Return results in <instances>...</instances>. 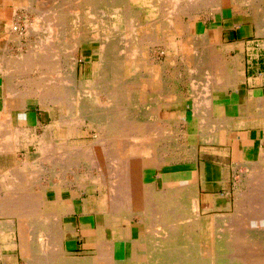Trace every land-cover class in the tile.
<instances>
[{
  "label": "bare ground",
  "instance_id": "6f19581e",
  "mask_svg": "<svg viewBox=\"0 0 264 264\" xmlns=\"http://www.w3.org/2000/svg\"><path fill=\"white\" fill-rule=\"evenodd\" d=\"M164 1L29 0L30 7L26 6L28 8L26 10L34 13L37 21L35 22L36 25L29 28V32L31 36L34 35L32 37H35L36 41L31 39L29 44L26 45L27 50L3 59L4 62L2 60L4 63L1 64L3 71V67H5L3 75L7 79L5 81L6 95L4 94V96H7L9 101L5 106L6 108L26 107L24 101L32 99L37 101L41 108L50 107L51 110L56 104H61L62 111L59 115L57 114V119H54L51 114L52 121L47 126L41 122L38 123L37 127L41 129V135L36 133L37 135L35 134L33 137L21 140L20 143L24 144L22 146L18 142V136H23L22 133L33 128L29 126L22 129L17 126L14 127L7 114L0 116V163H11L12 161L17 163L16 153L19 146L25 148V150L30 149L29 152L32 154H38L37 159H34V161L24 160L22 163H52L53 168L60 167L63 173L69 172L76 175L79 179L77 191L71 190L73 192L72 196L75 198L80 195L79 192H84L87 187H97L98 184L103 187L105 184L111 188L108 180L106 179L107 182L104 180L106 174L107 176L109 174L112 179L119 176L120 166L117 165L116 168V164H112L111 168L114 169L110 171L105 168V166L108 167L105 163L102 165V162L100 165V158L102 157L108 158L110 161H107L108 163H113L115 159L111 158V154L117 153L120 159H124L122 163H140L139 155L141 154L139 149L143 144V146H149L154 152L152 151V154L150 149L144 148V156L141 159L149 157L148 159L151 160L152 157L150 156L152 155L155 161L160 160L159 156L162 157V155L157 156L155 153L168 150L171 145L168 147L165 145L161 148L152 145V148L149 144L151 143L149 138L152 137L143 135L144 131L142 132V130H151L155 127L153 125L155 123H148L152 121L151 119L156 114L157 104L168 103L178 95L175 96L171 93V90L169 92L163 90L164 86L161 87V90H158V88L156 90L155 83L157 81L155 79L157 78L148 79L146 76L140 78L138 74L143 70L147 72L154 70L152 69V66L155 65L154 62L150 61L151 58L148 59L147 56L145 58L146 49L151 45L158 44L161 46L158 37L163 31L166 33L172 32L173 37L179 35L178 32L182 31L183 25L176 20L186 12V7L191 6L193 0H170L173 11L170 9L169 16H167L168 12H166V15L161 12L162 2ZM202 1L209 3L211 0ZM219 2L222 5V1L219 0ZM138 3H141L144 8L143 14L138 11ZM34 4H36V8ZM240 4L233 5L236 12L239 15H245L246 13L250 15L251 21H254L259 33L263 34L264 0H246V2ZM239 7L243 11L237 10ZM140 16L145 17V27L138 24ZM8 26L9 35H12V37L17 36L19 26ZM185 30H188V28L186 27ZM141 32L145 38H142L143 41L140 42L139 35H141ZM185 33L186 35L193 34L188 33V31H185ZM82 44L93 46L92 50L96 54V68L91 72L90 77L89 75L88 77L85 76L83 72L81 78H79L77 53L81 55L80 47ZM192 45L193 47H191ZM196 46L197 44L193 42L192 36L186 40L181 38L178 44L182 54L185 51L184 56L189 55L191 49H196ZM168 58L170 59V57ZM81 59L84 61L82 55ZM169 59H167L168 65L170 63ZM182 63H184L183 66L193 67L200 73V77L194 76L192 80L193 83L199 86L201 82L204 83L205 88H203L205 91L203 94H208V100L213 90H226L234 80V76L228 73V75L226 74V81H219L220 71L226 70L227 65L216 56H211L208 59L200 52L195 54L194 57L183 58ZM161 67L163 66L161 65ZM166 72L168 71L166 70ZM191 86L193 87L192 84ZM159 93H161L160 98H158ZM163 93L165 94L162 95ZM200 95L203 97L202 99L205 98V95ZM254 99L257 101L260 98L255 96ZM205 101L207 102V100ZM205 101L199 104H205ZM208 103L206 108L209 106ZM199 104L196 105L200 106ZM261 109L259 110L261 111L260 116H255H259L260 119L258 118L259 121L257 119L258 122L255 120L254 124L259 123L264 126V104ZM197 115H200V113ZM220 122L221 118L219 120H212L210 117L203 119L200 122L199 143L211 142L214 129L218 130L224 127L226 120L224 119L221 125ZM62 128L65 129V133L61 132ZM80 130L84 134H89L92 131L95 139L89 143L73 145L72 140L79 136ZM179 133L176 132L172 136L171 141L174 148H171V157L167 158L166 155L169 150L165 151L164 158L166 157V160L162 163H166L168 160L176 161L178 158L189 161L196 157L197 146L191 145V148L184 149V146L177 145V140L180 137L178 136ZM127 138L128 140L131 138L130 143L125 140ZM101 144L104 149L106 148L105 145H108V148H106L108 150H105L107 156L104 155V149L99 146ZM101 150H103L102 155ZM263 158L264 149L260 152L258 160L261 159L262 161ZM76 163H82L78 169H84L82 173H89V179L84 181L83 178L79 177L80 175L76 174L77 172L74 170V164ZM98 163L99 165H97ZM76 165L75 167L78 166ZM262 166L258 167L257 170L251 168L248 175L246 174L247 176L242 180L243 182L241 181L242 184L244 183L246 192L243 191L244 193L237 197V209L231 220L219 218L216 222L209 217H202V219L200 216L190 218L191 214L186 216L185 210L194 209V206L199 209L196 188L193 185H184L185 188L182 187V189L173 187L166 189L169 191H167V195L161 194L151 198L153 200L155 198V201H160V203L162 201L157 210L155 208L158 207V204L156 203L154 207V204L150 202L153 201L151 199L149 201L143 199L144 201L141 203L138 201V209L144 208V213H140L139 216L140 222L146 226L144 236L139 240L127 242L124 240L96 241L95 253L91 256L62 257V254H64L61 248L62 237L60 232H56V229H54L56 228V218L46 217L44 213L37 211V208H40L41 198H38L39 195L23 198L21 195L15 196L13 194L11 196L6 194V196L0 198L2 199L0 209L3 207L5 209L11 208L12 206L16 211L9 212L5 210L0 212V219H5L4 222L0 220V238L12 237L18 233L22 245L20 246L21 258L27 264H264V165ZM94 170L98 173L96 176H93V174L95 175ZM30 176L31 173L28 177ZM3 179L5 178L2 177V181ZM114 180L112 182L115 184ZM88 184L91 185L87 186ZM177 186L180 187V185ZM121 188L118 187L120 190ZM117 196L119 197V195ZM22 198L24 199L23 202L19 200ZM107 199L109 200V196ZM125 199L131 201L135 198L133 196ZM147 201L148 203H146ZM126 203L121 202L119 204L116 202L115 205H118L114 208L118 206V211L122 212V215L128 216L131 221L134 215H129V212H133L135 209L131 211V203ZM19 208L23 210L20 211ZM172 208L175 209V212H171ZM168 209H170V212ZM183 216L185 217L183 218ZM31 232H34L37 239L41 241L39 251L41 256L47 254L49 258L44 257L48 259L41 258L42 260H39L37 257V260L27 257L30 255L28 249L31 248V244H27L28 241L23 244L27 239H24L23 242L22 239L24 236V238L30 237ZM238 232L239 234H237ZM240 232L242 233L240 234ZM23 233L25 234L22 235ZM185 241L190 242L189 246L191 247H188L189 251H187L189 256L181 260L182 248L186 247ZM243 245L246 247H242ZM237 246L241 249L245 248L246 252L243 253L244 250H242L241 254V249ZM235 248L239 249L235 250L238 255L234 253ZM153 249L155 250L152 252Z\"/></svg>",
  "mask_w": 264,
  "mask_h": 264
},
{
  "label": "crops",
  "instance_id": "0c3cea01",
  "mask_svg": "<svg viewBox=\"0 0 264 264\" xmlns=\"http://www.w3.org/2000/svg\"><path fill=\"white\" fill-rule=\"evenodd\" d=\"M21 6L22 0H15V2L14 0H0V62L25 50L24 38L14 42V36L9 35L10 32L8 31V25L15 27L19 25L20 30L24 29L18 15ZM234 10L231 0H225V5H221L219 0H211L209 3L203 2L199 11L188 9L177 18L176 21L183 25V29L178 32L179 35L174 37V39L181 40L183 38L186 40L192 36L193 41L197 44V50L201 51L204 56L208 59L211 56L219 57L220 61L226 63L227 73L234 76L232 85L226 90H213L208 100V94H203V82L200 83V86L195 85V91L191 90L189 80H184L182 84L177 86L170 83L169 87L175 89L173 94L178 96L168 103L157 104L156 114L148 123H155L153 124L155 127L151 130H142V132L144 131L143 135L152 137L151 147L156 145L155 147L161 148L165 145L167 147L171 145L168 147L169 151L165 150L168 151L167 158L171 157V148H174L171 141L172 136L176 132H180V135L178 134L180 137L177 140L178 146H184V149L191 148V145L197 146L196 157L193 160L184 161L183 158H178L179 161L177 159V162L168 160V162L162 163L166 157L164 158V154L162 157L159 156V151H157L159 149L157 148L156 155L160 157V160L157 159V161L151 155V160L146 157L140 159V163H106L105 165L108 167L105 166V168L110 171L114 169L111 168L112 164H116V168L117 165L121 167V169L119 167L117 178L112 179L109 174L108 176L105 175L104 180L106 182L108 180L111 188L104 184L101 187L100 195L98 191L100 184L97 187H87L84 192H79L80 195L75 198L72 196V191H77L79 179L72 173H63L60 167L53 168L52 163H8L5 166L0 163V196L6 194L18 196L24 192L32 196L34 193H39L38 198H41L39 210L46 217L56 218V228L54 229L61 234L62 250L68 254L84 253L87 256L93 251L91 246L95 244L96 240L105 241V238L109 240L122 238L127 242L139 240L144 236L146 226L139 219L140 213H144V208L129 212V215H134L130 221L127 216L118 211V206L114 208L118 205H115L117 198H122V203H126L125 198L133 196L135 201L149 200L164 192L167 193L168 190L166 189L173 187L182 189V187L185 188L184 185H193L197 192L200 215L207 217L230 210L236 182L241 175V167H247L249 163L258 161L260 152L264 149V126L259 123L254 124L255 120L260 119L261 111L259 110L264 104V32L259 34V30L254 21H251L250 16L239 15ZM186 27L188 30H185ZM185 31L194 33L188 34V36ZM3 62L0 63V116L7 114L14 127L17 126L22 129L29 126L33 128V131L35 130L34 133L32 130L22 133V135L24 134L21 136L22 140L36 133L41 135L39 133L40 128L38 130L35 127L38 123L43 122V118L36 117V113L33 111L35 107H29L28 100L24 101L26 107L6 108L5 105L9 101L8 97L4 96V94L6 95L5 81L7 79L3 75L5 71V67H3L4 71L2 70ZM182 70L185 74V69ZM184 78L187 80L186 75ZM160 94L158 98L161 97ZM200 94L205 95V98L202 99ZM256 95L261 100L256 101L254 99ZM199 101L206 103L199 104ZM34 103L38 105L35 100ZM207 103L209 109L206 108ZM38 107L51 115L50 110L43 109L39 105ZM194 109L200 115H197ZM256 115L259 116L255 117ZM26 116H32L35 119V124L31 123V119L30 123L29 121L26 122L25 120L28 119ZM207 117L212 120L221 118L220 125L225 119L227 127L225 123L224 127L218 130L214 129L211 142L199 143L200 122ZM22 118L23 121L20 120ZM73 140L79 141V137ZM91 140L93 141L94 138L92 137L89 141ZM191 140L194 141L191 143ZM22 145L24 144L21 143ZM22 148L20 147L18 151L29 152L30 150ZM144 148L150 149V153L153 151L149 146L142 144L139 149L142 158ZM78 168L80 167L77 166L76 174L80 175V178H83L84 181L90 178L89 173H82L83 171ZM3 173H5V177ZM30 173L31 176L28 177ZM97 174L95 172L93 176ZM7 176L9 177L7 178ZM2 177L5 178L3 181ZM113 180L116 186L112 182ZM118 187H122L121 190ZM107 195L110 201L107 199ZM109 205L111 206L109 207ZM0 220L5 221L4 218ZM125 223L128 224L124 225ZM16 234L8 240L9 245H12L14 249L18 248L17 244L20 243L18 233ZM0 247H2L1 242ZM9 251L12 250H8L6 254L3 252L0 254V264H5L4 258L13 257Z\"/></svg>",
  "mask_w": 264,
  "mask_h": 264
},
{
  "label": "rangeland",
  "instance_id": "374dc122",
  "mask_svg": "<svg viewBox=\"0 0 264 264\" xmlns=\"http://www.w3.org/2000/svg\"><path fill=\"white\" fill-rule=\"evenodd\" d=\"M220 1H222V5H225V0H220ZM232 1V3H233V5L234 4H236V3H242V2H246V0H237V1H235V0H231ZM203 1L202 0H193L192 1V4H191V6L189 5L188 7H186V10H188L189 8H190V10H192V11H199L200 10V5H201V3H202ZM163 3V8H161V12L162 13H164V15H166V12H168L167 13V16H169V12H171V11H173L172 9H173V7H172V4H171V2H170V0H165L164 2H162ZM170 3V4H169ZM194 4V5H193ZM30 4H29V0H22V6H21V9H19L20 10V12H18V15H19V17H20V19H21V22H22V26L24 27V31L23 30H20V26L19 25H16V27H18V34H19V36H18V34H17V36H15L14 37V42H17V41H19L20 39H22V38H24V49L25 50H27V46L26 45H28L29 44V41H31V39H32V41L33 40H35L36 41V38L35 37H32V36H34V35H30V29L29 28H32L34 25H36L35 24V22H37L36 21V15L34 14V13H31V12H29V11H27L28 10V8L30 7L29 6ZM26 6H28V8L26 7ZM34 6H35V8H36V4H34ZM174 6V5H173ZM240 6H242L241 4H240ZM171 7H172V9H171ZM137 8H138V11L140 12V14L142 13H144L143 11H144V8L141 6V3H138L137 4ZM27 9V10H26ZM166 9V10H165ZM170 9H171V11H170ZM168 10V11H167ZM237 10H239L240 12L241 11H243V9H241V7H239V9H237ZM244 10H246V8H244ZM234 11H236V10H234ZM238 13V12H237ZM246 15H248L247 13L244 15L245 17H246ZM171 16V15H170ZM243 16V15H242ZM248 16H250V15H248ZM172 17V16H171ZM250 19H251V16H250ZM143 20V21H142ZM32 22V23H31ZM144 22H145V17L143 18L142 16H140V18H139V21H138V24L141 26V25H143L144 27H145V25H144ZM30 23V25H28ZM33 25V26H32ZM31 26V27H30ZM28 27V29H26ZM21 31H23V32H21ZM27 33V35H25L26 33ZM165 31H163V32H161L160 33V37H158V40H159V42H160V44H161V46L160 45H158V44H156V45H151L150 47H148L146 50V54H145V58H146V56H147V58L148 59H150V61H153L154 62V66H152V69H154L153 71H145V70H143L142 72H139V77L141 78V77H144V76H146L148 79H150V78H157V79H155L157 82L155 83V85H156V90H157V88H158V90H161V87H163L164 86V88H163V90H165V91H167L168 90V92H169V90H171L172 92L171 93H173V92H175V89H173V87L172 88H170L169 86V84L170 83H172V85L173 86H177V85H179V84H182L183 82H184V80L185 81H190L191 82V84L193 85V87L191 86V90H193V91H195V89H194V87H195V83H193V80H192V78L195 76V77H200L201 75H200V73L197 71V69H194L193 67H189V68H187V67H185V66H183V64L184 63H182V59L183 58H189V57H194L195 56V54H197V53H200L201 51H198L197 50V48L195 49V48H192L191 49V51L189 52V55H187V56H184V52L185 51H183V54H182V50L180 49V47H178V44H179V42L181 41L180 39H174V37H173V33L172 32H168V33H164ZM23 33H25V34H23ZM171 33V34H170ZM194 33V32H193ZM259 34H262V33H259ZM28 38V39H27ZM142 38H145L144 36H143V34H142V32H141V35H139V41L141 42V41H143L142 40ZM28 40V41H27ZM178 40H179V42H178ZM190 41H192L191 39H189ZM26 41V42H25ZM176 41V42H175ZM175 42V43H174ZM194 42V41H193ZM26 43V44H25ZM162 44H164V45H162ZM140 46V45H139ZM138 46V47H139ZM92 45H87V44H82V46L80 47V52H81V55L83 56V59H84V61H82V59H81V55H80V53H77V57H78V65H77V72H78V76H79V78H81V76H82V73L84 72V74H85V76L87 75V77H88V75H89V77L91 76V72L96 68V63H95V60H96V54H95V52L92 50ZM191 47H193V45L191 46ZM140 48V47H139ZM179 51H181V52H179ZM91 55V56H90ZM194 55V56H193ZM95 57V58H94ZM168 57H170V59L168 58ZM182 58V59H181ZM167 59H169L170 60V63H169V65L167 64ZM172 59V60H171ZM175 60V61H174ZM86 61V62H85ZM92 61V62H91ZM171 62H173V63H171ZM177 63H178V65H177ZM167 64V65H166ZM161 65L163 66V67H161ZM176 65V66H175ZM167 66V67H166ZM165 67V69L167 70V71H169V72H166V70L165 69H163ZM173 67V68H172ZM162 68V69H161ZM170 68H171V70H170ZM226 68H227V66H226ZM169 69V70H168ZM182 69H185V74H184V70H182ZM196 70L195 71V73H194V70ZM84 70V71H83ZM164 70V71H163ZM190 71V72H189ZM150 72V73H149ZM165 73V74H164ZM154 76H153V75ZM167 74V75H166ZM198 74V75H197ZM203 74V73H202ZM226 74L228 75V73H227V71L224 69V70H221L220 71V82L221 81H226ZM152 75V76H151ZM161 75H164V76H161ZM184 75H186L187 76V80L184 78ZM170 78V79H169ZM158 79H159V81H158ZM142 81H144L143 79H141ZM152 80V79H151ZM192 80V81H191ZM162 84H164V85H162ZM190 84V85H191ZM204 87V86H203ZM205 88V87H204ZM205 91V90H204ZM201 96V95H200ZM257 96V95H256ZM179 98H181L180 96H179ZM29 102H28V106L29 107H35V109H33V111L36 113V117H40V118H43L42 119V121L43 122H41L43 125H45L46 124V126L48 125V124H50V122L52 121V117H51V115L48 113V112H43V110H40L39 109V107H38V105L37 104H35L34 103V100H32V99H27ZM43 109H44V107H43ZM46 110L48 109V110H50V113L54 116V119H57V117H58V115L61 113V104H56L54 107H53V110H51L50 109V107H46L45 108ZM60 110V111H59ZM41 114V115H40ZM58 114V115H57ZM57 115V116H56ZM27 117V116H26ZM27 118H29V119H27V120H25L26 122L27 121H29V123H30V119H31V123L34 125V123H35V119H33L32 118V116H28ZM21 121H23V118L22 119H20ZM21 124V123H20ZM31 124V125H32ZM38 128V127H37ZM39 130V129H38ZM61 132L62 133H65V129H61ZM39 133H41V129L39 130ZM92 134H94L92 131H90L89 132V134L87 133V134H84V132L82 131V130H80L79 131V136H77V137H75V138H78L79 137V141H76V140H72V144L73 145H78V144H82V143H89L90 141V139H92V137L94 138V136H92ZM34 135H31L30 137H33ZM30 137H28V138H30ZM25 138V137H24ZM126 138V137H125ZM18 142L20 143V141L22 140V137L20 136H18ZM74 139V138H73ZM95 139V138H94ZM149 139H151V138H149ZM125 140H127L128 142L131 140V138L128 140V138L127 139H125ZM147 140V139H146ZM92 141V140H91ZM134 141V140H133ZM151 141V140H150ZM194 140H191L190 142L192 143ZM131 142V141H130ZM129 142V143H130ZM150 144V143H149ZM20 145H21V143H20ZM107 145V144H106ZM105 145V147L106 148H108V145L106 146ZM100 147H101V149H104V146L101 144V145H99ZM102 146H103V148H102ZM156 146V145H155ZM21 146H19L18 148H20ZM100 147H99V149H100ZM104 149V151L103 150H101V155L103 154L102 153V151L105 153V150H108V149ZM112 148V147H111ZM116 148H118V147H116ZM160 152H162V151H159V154L160 155H163L165 152H162V153H160ZM31 152H19V151H17V163H22L24 160L26 161V160H28V161H34V159H37V157H38V154L36 155V154H30ZM100 153V152H99ZM52 154H54V153H52ZM114 154H115V156H114ZM155 154H157V153H155ZM104 155H106L107 156V152L104 154ZM113 155V156H112ZM33 156V157H32ZM140 156V159L142 158L141 157V155H139ZM101 156L99 155V158H100ZM113 157V160H114V162L113 163H122V161H124V159H120L119 158V156H117V153H112L111 154V158ZM33 160H32V159ZM104 158V159H103ZM110 158V159H111ZM102 159V160H101ZM107 159V160H106ZM264 159V158H263ZM263 159H262V161H261V159L260 160H258L257 162H255V163H249L248 165L249 166H243V167H241L242 168V171H241V175H240V177L238 178V181L236 182L237 184H236V189H235V192H234V194H233V196H232V206H231V209L230 210H227V211H223V212H221V213H219V214H217V215H211V216H207V217H209V218H211V219H214V221H218L219 220V218H224V219H229V220H231L232 219V216H233V214L236 212V209H237V197L238 196H240V195H242L244 192H246V189H245V187H244V183L242 184L241 183V181L242 180H244V178H245V176H247L248 175V171L251 169V168H254V169H256L257 170V168L258 167H263L262 165H264L263 163ZM107 161H109L108 160V158H105V157H102V158H100V165L102 164V162H103V164L102 165H104V163L106 164V163H108ZM110 162V161H109ZM11 163H16V162H14V161H12ZM4 164H8V163H3V165ZM62 164H66V163H62ZM94 164H96V163H94ZM260 164H261V166H260ZM81 165H82V163H80V164H78V166H80L81 167ZM97 165H99V163L97 164ZM255 165V166H254ZM5 166V165H4ZM77 167H74V170H77L76 169ZM84 170V169H83ZM82 170V171H83ZM244 174V175H243ZM247 174V175H246ZM33 175V174H32ZM243 182V181H242ZM98 191L100 192V195H101V185H98ZM244 191V192H243ZM33 194V193H32ZM164 194H166L167 195V193H162V195H164ZM11 196L13 195V194H10ZM38 196L39 195V193H34L32 196ZM6 196V195H5ZM21 196H23V198L24 197H27V196H31V195H29V193H26V192H24ZM31 196V197H32ZM3 196H0V198H2ZM19 199V200H21L22 202H23V200L24 199ZM2 199H0V201H1ZM151 200H153V199H151ZM125 201L129 204V203H131L130 204V210L132 211L133 209H138V201L136 202L135 201V199L134 200H131V201H129V200H127V199H125ZM144 200H141L140 201V203L141 202H143ZM146 201V200H145ZM149 201V200H148ZM148 201L146 202V203H148ZM117 203H119V204H121V202H122V199L120 200V199H117V201H116ZM132 202H134L133 204H132ZM136 202V203H135ZM151 203H153L154 204V207H155V204L157 203L158 204V207H156L155 209L157 210L158 208H159V205L162 203V201H161V203H160V201H155V199L153 200V201H150ZM149 202V203H150ZM155 202V203H154ZM124 203V202H123ZM126 203V204H127ZM173 206V205H172ZM171 208V207H170ZM197 207H195L194 206V209H191V210H185V214H186V216H189L190 214V218H197V216H200L201 218L203 217V218H205L206 216H202V215H200V213H199V210H198V208L196 209ZM20 209V208H19ZM40 208H37V211L39 210ZM5 210H8L9 212H13V211H16V209H13V207L11 206V208H2V209H0V212H3V211H5ZM18 210V209H17ZM23 209H20V211H22ZM174 210V211H173ZM168 211L170 212V209H168ZM177 211V210H176ZM38 212H41L40 210L38 211ZM154 211H153V209H152V213H153ZM171 212H175V209L174 208H172L171 209ZM153 216V215H152ZM128 217V216H127ZM155 217V216H154ZM153 217V218H154ZM185 216H183V218H184ZM230 217V218H229ZM234 217V216H233ZM202 218V219H203ZM218 218V219H217ZM140 219V218H139ZM198 220H200L199 218H198ZM215 223V222H214ZM128 223H125L124 225H127ZM28 226V225H27ZM234 227V226H233ZM151 228V227H150ZM240 228V227H239ZM241 229V228H240ZM240 231V230H239ZM241 231H242V229H241ZM242 232H240V234H241ZM25 233H23L22 235H24ZM154 234V233H153ZM152 234V235H153ZM237 234H239V232L237 233ZM35 234H34V232H31L30 233V237L28 236V238H24L23 237V239H22V242L24 241V239L26 240L23 244H25L27 241V244H31V248L30 249H28V251H29V253H30V255H28L27 257L28 258H32V259H37V257H38V259L39 260H42V259H48L49 257H48V255L46 254V255H43V256H41V253L39 252L40 251V244H41V241L39 240V239H37V237H36V235L34 236ZM13 238V236L12 237H7V238H4V237H1L0 238V242L2 243V247H0V254H6L7 252H8V250H12V251H9V252H11V253H9L10 255H12L13 257H8V258H4L3 259V261H4V263L5 264H27L25 261H24V259L23 258H21L22 257V255H21V250H20V246H22L20 243H18L17 244V246H18V248H15L14 249V247L12 246V245H9V243H8V240H10V239H12ZM37 240H38V242H37ZM102 239H99L98 241H101ZM104 240H106V241H122V240H124V239H122V238H119V239H107V238H105ZM97 241V240H96ZM7 242V243H6ZM191 243L190 242H186L185 241V246L186 247H184V248H182V251H181V253H182V255L180 256L181 257V260L183 259V258H187L188 256H189V253L187 254V251H189V248L188 247H191V246H189ZM239 245H240V243H238ZM35 246V247H33V246ZM95 245H96V242H95V244L94 245H92L91 246V248H93V250L94 251H92L90 254H88V256H91L93 253H95ZM236 245H237V242H236ZM37 246V247H36ZM241 246V245H240ZM242 247H246V246H242ZM22 248V247H21ZM237 248H240L241 249V247H239V246H237ZM237 248H235L234 249V253L235 254H237L236 253V249ZM27 249V248H26ZM151 250V249H150ZM155 249H153L152 250V252L154 251ZM237 250H239V249H237ZM242 250H244V251H242ZM147 251H149V250H147ZM243 252V253H245L246 252V249L245 248H242L241 250H240V252ZM3 252V253H2ZM239 252V251H238ZM242 252H241V254H242ZM60 253H61V251H60ZM64 254H62V257L63 256H76V257H83V256H86V255H84V253L82 254V253H74V254H68V253H66V252H63ZM37 254V255H36ZM231 255H234L233 253H230ZM240 254V253H239ZM238 255V254H237ZM41 256V257H40ZM44 256H47V257H44ZM50 256V255H49ZM44 257V258H43ZM42 258V259H41ZM2 259V258H1ZM37 259V260H38Z\"/></svg>",
  "mask_w": 264,
  "mask_h": 264
}]
</instances>
